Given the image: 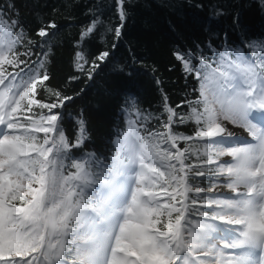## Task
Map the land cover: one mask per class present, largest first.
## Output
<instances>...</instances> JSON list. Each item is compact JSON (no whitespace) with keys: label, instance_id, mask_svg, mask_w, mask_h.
<instances>
[{"label":"snow or ice","instance_id":"6c2138e0","mask_svg":"<svg viewBox=\"0 0 264 264\" xmlns=\"http://www.w3.org/2000/svg\"><path fill=\"white\" fill-rule=\"evenodd\" d=\"M13 8H0V264H264V40L213 60L175 53L198 97L179 113L165 97L167 118L155 116V130L152 117L140 121L137 108L134 120L123 109L125 127L101 157L82 151L89 139L82 115L69 141L63 124L74 98L44 84L58 26H41L34 41L18 13L5 15ZM119 18L126 19L124 0ZM102 26L95 16L81 40ZM74 63L85 72L82 50ZM42 87L57 99H36Z\"/></svg>","mask_w":264,"mask_h":264},{"label":"trees","instance_id":"16d2710c","mask_svg":"<svg viewBox=\"0 0 264 264\" xmlns=\"http://www.w3.org/2000/svg\"><path fill=\"white\" fill-rule=\"evenodd\" d=\"M9 2L14 8L5 15L18 13L34 41L41 39L36 35L41 26L51 22L58 26L48 53L50 79L44 84L59 91L61 97L74 98L67 102L66 112L71 116L63 124L69 141H74L78 132L76 117L82 115L89 135L82 151L101 157L111 155V140L117 129L125 127L123 109L127 108L134 120L137 108L140 121L145 114L152 117L148 127L155 130L153 126L159 127V121L154 117L163 113L161 119L167 118L163 110L165 97L178 113L187 111L186 99L198 97L199 93L193 92L197 82L187 76L175 53L195 57L203 54L213 60L225 48L242 46L243 41L264 40V0H124V21L119 18V0H0V8ZM97 15L103 26L82 41V31ZM121 24V36L117 38L115 28ZM81 50L89 62L84 65L85 72L76 71L74 63L76 52ZM105 51L109 56L101 62L97 57ZM93 63L99 67L88 79L86 72ZM117 66L122 71H117ZM36 99L51 103L57 98L42 87ZM173 127L192 134L189 125ZM184 146L181 142L180 147ZM188 162H195V157Z\"/></svg>","mask_w":264,"mask_h":264},{"label":"rangeland","instance_id":"374dc122","mask_svg":"<svg viewBox=\"0 0 264 264\" xmlns=\"http://www.w3.org/2000/svg\"><path fill=\"white\" fill-rule=\"evenodd\" d=\"M230 128H232L231 125H229ZM233 131L240 133L241 135H244L245 137H247V133H244L242 129H237V128H233ZM223 160H230V157H223ZM218 191H224L227 192V189H219Z\"/></svg>","mask_w":264,"mask_h":264}]
</instances>
